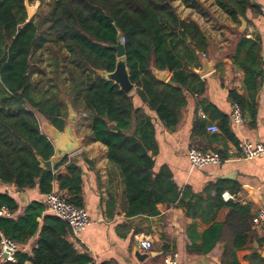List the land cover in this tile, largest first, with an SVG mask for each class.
Here are the masks:
<instances>
[{
  "label": "trees",
  "instance_id": "16d2710c",
  "mask_svg": "<svg viewBox=\"0 0 264 264\" xmlns=\"http://www.w3.org/2000/svg\"><path fill=\"white\" fill-rule=\"evenodd\" d=\"M26 0H0V184L16 191L37 189L45 195L57 185L68 203L82 208V170L75 160L65 158L54 172L42 162L54 156V148L40 131L37 116L63 132L67 104L88 114L89 140L107 149L108 164L119 171L126 203L125 216L153 217L157 206H174L192 223L185 229L186 254L205 256L220 249L219 264H239L236 252L245 248L251 233L250 206L223 202L211 184L199 193L189 186L179 188L167 165L156 166L158 148L155 125L173 132L186 105V94L201 95L205 84L194 72L207 55L208 40L194 21L181 20L173 7L202 13L198 0H55L48 15L37 21L28 17ZM229 19L238 24L249 8L248 0H211ZM28 14H31L30 10ZM123 39L125 62L132 94H126L99 72L115 68L118 42ZM47 52L57 64L65 54L64 68L55 83L41 86L42 98L34 96L32 61ZM260 39L240 36L230 60L244 74L246 90L259 87L264 76ZM171 74L167 83L154 72ZM66 84V85H64ZM65 87V88H64ZM230 96L239 103L233 92ZM138 98L142 107H136ZM84 103L85 106L80 102ZM82 104V105H81ZM237 104V103H236ZM76 108V109H75ZM215 111L210 105L206 110ZM222 132H227L222 117ZM204 133L206 126L198 124ZM223 160L226 154L219 153ZM87 162V161H86ZM63 166L64 171H58ZM216 190L215 195L211 193ZM228 212L222 222H213L221 208ZM0 234L18 245L36 239L30 255L19 252L6 264H93L87 253L79 252L68 240L67 224L46 213L43 202L31 201L21 215L19 205L0 192ZM196 220L207 227L199 232ZM257 258L256 255H253Z\"/></svg>",
  "mask_w": 264,
  "mask_h": 264
},
{
  "label": "crops",
  "instance_id": "0c3cea01",
  "mask_svg": "<svg viewBox=\"0 0 264 264\" xmlns=\"http://www.w3.org/2000/svg\"><path fill=\"white\" fill-rule=\"evenodd\" d=\"M50 1L53 3L55 0ZM198 1L203 14L185 8L179 1L173 2V7L181 20L194 21L208 40L207 55L200 58V67L194 70L197 74L202 70L204 62L209 64L210 68L205 75L197 74L204 82L205 89L201 95L186 94L185 108L181 111L180 121L173 132L166 131L161 124L156 123V166L167 165L179 188L189 186L193 192L199 193L206 185L211 184L221 194L233 195L234 199L231 201L250 206L252 217L258 208L264 207V155L248 161L237 160V146L243 140L256 143L264 138V76L257 80L259 87L246 90L244 74L233 66L230 56L239 37L244 36L246 39H260V55L264 60V0H248L249 8L244 19L238 18V24L233 23L211 0ZM252 4L257 5L262 14ZM156 73L158 72H154L155 77ZM164 73L162 82L167 83L171 74ZM231 92L239 99V103L232 100ZM132 93L133 91L130 94ZM134 103L136 107H142L136 97ZM234 103H237L241 111L240 123H234L231 119ZM209 105L215 111L206 110ZM142 108L151 116L145 107ZM222 117L227 120V132L221 130L224 124ZM37 119L41 133L53 145L54 128L43 117L37 116ZM78 122L80 118L74 123L67 122L65 126L72 127L79 142L78 149L67 160H75L82 170V208L87 211L91 224L81 233L80 243H73L69 233L68 240L74 247L81 253H87L93 264H164V258L172 253L177 255L178 264H219V247L205 256L186 254L189 241L185 229L192 220L185 216L183 210L159 205L157 216H125L126 203L119 171L108 164L106 147L89 140L88 122L82 128ZM200 123L206 126L204 133L199 130ZM212 125L218 128V133L207 131ZM84 127L86 131L82 134ZM190 147L204 152H224L226 160L221 165L191 168L187 159ZM50 161L53 165L55 155ZM54 167L55 165L52 167L53 172ZM58 171H64V167H59ZM57 190V185H54L52 191ZM0 192H6L14 198L20 207L18 215L26 207L20 198L21 192L26 195L28 204L31 201L41 202L43 199L36 188L16 191L14 187L0 184ZM215 193L216 190L211 195ZM59 195L67 197L64 191L59 192ZM227 212L228 209L222 207L214 216L213 222H222ZM196 224L199 232L207 227L200 220H196ZM144 236L152 240L153 247L149 252L140 251L149 255L140 261L134 255L138 249L136 240ZM35 242V238L29 240L22 246L23 252L30 255ZM236 256L239 264H264V233L258 234L251 225L248 244L237 251Z\"/></svg>",
  "mask_w": 264,
  "mask_h": 264
},
{
  "label": "built area",
  "instance_id": "2783aa9c",
  "mask_svg": "<svg viewBox=\"0 0 264 264\" xmlns=\"http://www.w3.org/2000/svg\"><path fill=\"white\" fill-rule=\"evenodd\" d=\"M120 42L123 44V39L120 38ZM231 119L234 123H240L242 121L240 108L235 103L232 105ZM207 131L218 133L219 130L215 125H212L207 128ZM237 151L239 152L237 160L248 161L261 157L264 155V138L261 142L256 143L243 140L238 144ZM187 159L190 167L195 169L205 168L210 165H221L225 161L218 153L200 151L195 147L188 149ZM221 198L224 202H228L233 200L234 196L223 193ZM42 202L46 213L55 216L67 224L72 242L80 243L81 233L91 224L87 211L84 208H79L68 203L61 195L53 191L43 195ZM3 216H8V212L4 208L0 209V217ZM251 225L252 229L258 234L264 233V207L258 208L252 215ZM136 247L139 251L149 252L153 247V242L144 236L136 240ZM23 251L24 248L21 245L16 244L0 234V264L13 263L16 254ZM163 263L178 264L177 255L172 253L170 256L164 258Z\"/></svg>",
  "mask_w": 264,
  "mask_h": 264
},
{
  "label": "water",
  "instance_id": "95a60500",
  "mask_svg": "<svg viewBox=\"0 0 264 264\" xmlns=\"http://www.w3.org/2000/svg\"><path fill=\"white\" fill-rule=\"evenodd\" d=\"M251 6L257 8L258 11L262 14L260 8L257 5L252 4ZM117 39H118L117 44L112 47L116 52L115 68L111 73L99 72V75L101 76L102 79L117 85L119 89L124 93L129 94L134 90V85L130 82L129 79V73L125 62L124 46L120 42L119 32H117ZM209 68H210L209 64L207 62H204L202 70L197 72V74L199 76H203L208 72ZM156 77L162 81L165 78V73L158 72L156 73ZM66 120L69 123H74L78 120V113L76 110L72 108L70 104H67ZM52 137H53V146H54V155H55V161L53 165L56 166L65 158H68L73 152H75L78 149L79 142L72 131V127L65 128L63 132H59L56 129H54V133ZM41 165L43 169L48 171H51L53 167L52 162L50 160L46 162H42ZM20 198L24 202V206H27L28 200L24 192L20 193ZM134 255L140 261L146 259L149 256L148 253H140L138 249H136Z\"/></svg>",
  "mask_w": 264,
  "mask_h": 264
},
{
  "label": "rangeland",
  "instance_id": "374dc122",
  "mask_svg": "<svg viewBox=\"0 0 264 264\" xmlns=\"http://www.w3.org/2000/svg\"><path fill=\"white\" fill-rule=\"evenodd\" d=\"M25 7L27 16L30 17L31 15H34L36 17L37 21H42L49 13L50 10V4L52 3L50 0H26L25 1ZM31 11V14H28V11ZM177 12V11H176ZM66 57L65 54H60L57 59V64L50 63L49 62V56L47 52L38 53L34 56L32 61V80L34 82V96L36 99L42 98V91L41 86L43 84H46L47 81L55 83L56 77L61 76L62 80L64 78V75H61V72L64 68V58ZM66 85V84H64ZM65 88V87H64ZM81 102V100H80ZM82 103V102H81ZM84 106L85 104L82 103ZM81 104V105H82ZM78 109V117L80 118V128L85 126L86 122H88V114L87 112H81L83 110H88V107H76ZM75 108V109H76ZM81 108V109H80ZM78 118V120H79ZM85 127L81 130V133H85Z\"/></svg>",
  "mask_w": 264,
  "mask_h": 264
}]
</instances>
